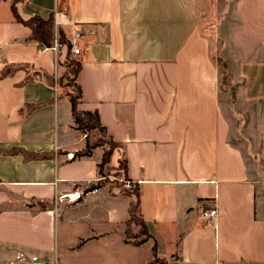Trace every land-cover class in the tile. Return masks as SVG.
<instances>
[{
	"label": "crops",
	"instance_id": "0c3cea01",
	"mask_svg": "<svg viewBox=\"0 0 264 264\" xmlns=\"http://www.w3.org/2000/svg\"><path fill=\"white\" fill-rule=\"evenodd\" d=\"M0 1V69L24 65L0 76V264H264V0ZM12 7L82 26L76 108L116 143L108 180L57 80L66 47Z\"/></svg>",
	"mask_w": 264,
	"mask_h": 264
},
{
	"label": "trees",
	"instance_id": "16d2710c",
	"mask_svg": "<svg viewBox=\"0 0 264 264\" xmlns=\"http://www.w3.org/2000/svg\"><path fill=\"white\" fill-rule=\"evenodd\" d=\"M12 12L14 13V17L17 20L27 24L30 27V30H31V36L30 37L31 38H33L36 41H38L39 43H42L45 45H49L52 42V37H53L52 16H48L47 18H42L40 16H37L36 14H33L30 17H28L27 19L23 20L15 13L13 7H12ZM56 37H57V40L61 44L64 42H66V44H67V48H66L64 58L60 62L61 65L63 66V69H62V72L57 79L58 83L60 85H62L60 83L61 80L64 77H66L70 72L69 64L67 63L66 59H69V62L71 63V66H72L71 67L72 75L69 77L72 80L71 85H72V87L74 86L75 93H73V90H69L66 92V94L68 96V100L70 102V112H71V116H72V122L75 125V127L77 129L81 130L83 133H84V131L86 133L87 132H93V130L96 129L97 132H99L98 134H100V138L105 139V140L98 139L96 141L95 140L96 138H95L94 140L96 142L95 141L88 142L86 139L85 146H84V149L81 152V154L87 155L88 151L91 148H93L97 145H102L104 147V149H103V153L101 156L100 163L98 164V166L100 167V165H104L107 162L110 151L112 150L113 147L116 146V143L113 142L107 136H105L104 129L99 124L96 112H94V111H83V110H78L76 108V103L78 102V100H80V87H79L78 83L75 81V74L79 68V61L76 58H74L73 56H71V54H69V52H68V49L70 46L69 42L64 38L63 33L59 28H57V30H56ZM218 61L221 62V59L218 58ZM16 66L17 67H24V65H22V64L6 65L0 69V76L3 74H6L8 71H10L11 68L16 67ZM35 72H37V71H35ZM29 77H31V76L29 75ZM46 78L49 82L52 81L51 76L47 75ZM222 80H224V82L227 81L225 75L222 76ZM62 83L64 84V82H62ZM121 191L128 193L131 196L129 203H128V210H127V212H128V217L126 220L127 228L123 232V238H124L125 242L137 245V244L142 243L144 240H146L149 237V234L146 230V226H145L143 220L141 219V217L138 213L137 190H136V187L134 186L133 189H131V190H121ZM131 224L138 225L137 233H132L129 230V226ZM152 250L154 251V246H152Z\"/></svg>",
	"mask_w": 264,
	"mask_h": 264
},
{
	"label": "built area",
	"instance_id": "2783aa9c",
	"mask_svg": "<svg viewBox=\"0 0 264 264\" xmlns=\"http://www.w3.org/2000/svg\"><path fill=\"white\" fill-rule=\"evenodd\" d=\"M53 37H52V42L49 44V48H51L54 52H57V50H59L60 46H65L66 47V42L64 43H60L57 40L56 37V30L58 28L57 24L60 25L61 21L57 20V17H60V20H62L63 22H67V13L64 10V8L59 9V10H54L53 12ZM81 25H78L77 27L72 28L68 34L64 33V37L66 38V40L69 42V50L71 52V54H77L79 52V47L77 45V41L79 38H81L82 36V32H81ZM124 185H128L131 187H134V183L130 180L125 181ZM66 196V197H65ZM63 198H67L68 200H75L76 198H78V194L77 193H71V194H64L62 196ZM214 210H210L208 212L209 215H213L214 214Z\"/></svg>",
	"mask_w": 264,
	"mask_h": 264
},
{
	"label": "rangeland",
	"instance_id": "374dc122",
	"mask_svg": "<svg viewBox=\"0 0 264 264\" xmlns=\"http://www.w3.org/2000/svg\"><path fill=\"white\" fill-rule=\"evenodd\" d=\"M4 7H7V3L6 2H2V1H0V9H2V8H4ZM66 48H67V44H66ZM68 52H69V54H71V52H70V50L68 49ZM71 56H72V54H71ZM66 61H67V63L69 64V70H70V72H69V74L66 76V77H64L62 80H61V86H62V89H61V92L62 93H65L66 94V92L67 91H69V90H73V93H75V88H74V86L72 87V85H71V83H72V80H71V78L69 77V76H71L72 75V69H71V63L69 62V59H66ZM62 70V69H61ZM221 83H225L224 82V80H222V78H221ZM62 82H64V84L62 83ZM66 82V83H65ZM221 85V84H220ZM94 132V133H93ZM93 132H85L84 131V134H85V136H88V141H97L98 139H100V140H105V139H101L100 138V134H98L99 132H97V130L96 129H94L93 130ZM95 136L94 137V139H92V136ZM98 135V136H97ZM102 135V134H101ZM95 141V142H96ZM99 172H100V176H101V181H104V180H108L109 179V177H110V174H109V172H108V169L106 168V166L105 165H100V167H99ZM125 181H127L125 178H121L120 179V181H119V183H116L118 186L117 187H119V190H131V189H133V187H131V186H126V185H124V184H126V183H124ZM118 182V181H117Z\"/></svg>",
	"mask_w": 264,
	"mask_h": 264
}]
</instances>
